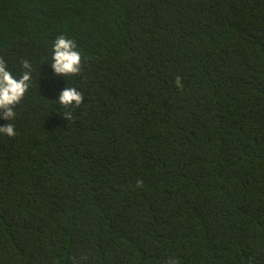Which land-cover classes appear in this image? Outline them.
Listing matches in <instances>:
<instances>
[{"label": "trees", "instance_id": "trees-1", "mask_svg": "<svg viewBox=\"0 0 264 264\" xmlns=\"http://www.w3.org/2000/svg\"><path fill=\"white\" fill-rule=\"evenodd\" d=\"M0 57V264H264V0H0Z\"/></svg>", "mask_w": 264, "mask_h": 264}, {"label": "clouds", "instance_id": "clouds-1", "mask_svg": "<svg viewBox=\"0 0 264 264\" xmlns=\"http://www.w3.org/2000/svg\"><path fill=\"white\" fill-rule=\"evenodd\" d=\"M81 53L77 50L74 40L60 35L53 42L51 68L54 74L61 77L75 76L81 73ZM25 71L19 78L13 76L5 60L0 57V119L11 121L15 118L16 106L23 100L32 81V65L24 60L22 64ZM177 88H183L182 78L176 77ZM58 103L66 111L63 117L72 118L71 109L78 108L84 102V95L75 87H66L60 92ZM0 134L13 137L16 135L14 125L7 123L0 126ZM143 181H137V187H142ZM166 264H178L176 259L170 258Z\"/></svg>", "mask_w": 264, "mask_h": 264}]
</instances>
